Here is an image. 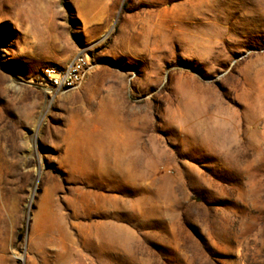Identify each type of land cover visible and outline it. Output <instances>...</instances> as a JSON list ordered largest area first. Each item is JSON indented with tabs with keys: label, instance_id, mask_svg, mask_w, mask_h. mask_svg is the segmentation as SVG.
Returning a JSON list of instances; mask_svg holds the SVG:
<instances>
[{
	"label": "rangeland",
	"instance_id": "rangeland-1",
	"mask_svg": "<svg viewBox=\"0 0 264 264\" xmlns=\"http://www.w3.org/2000/svg\"><path fill=\"white\" fill-rule=\"evenodd\" d=\"M0 264H264V0H0Z\"/></svg>",
	"mask_w": 264,
	"mask_h": 264
},
{
	"label": "built area",
	"instance_id": "built-area-1",
	"mask_svg": "<svg viewBox=\"0 0 264 264\" xmlns=\"http://www.w3.org/2000/svg\"><path fill=\"white\" fill-rule=\"evenodd\" d=\"M89 67L88 55L79 53L64 67L50 66L44 68L37 79V83L54 92L76 89L83 83Z\"/></svg>",
	"mask_w": 264,
	"mask_h": 264
}]
</instances>
